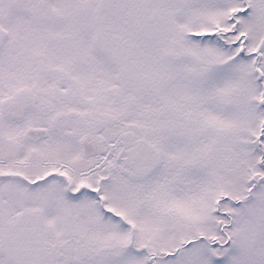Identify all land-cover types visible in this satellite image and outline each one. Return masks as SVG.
Returning a JSON list of instances; mask_svg holds the SVG:
<instances>
[{"label": "snow or ice", "instance_id": "obj_1", "mask_svg": "<svg viewBox=\"0 0 264 264\" xmlns=\"http://www.w3.org/2000/svg\"><path fill=\"white\" fill-rule=\"evenodd\" d=\"M0 264H264V0H0Z\"/></svg>", "mask_w": 264, "mask_h": 264}]
</instances>
